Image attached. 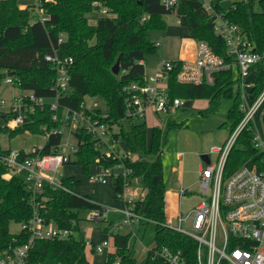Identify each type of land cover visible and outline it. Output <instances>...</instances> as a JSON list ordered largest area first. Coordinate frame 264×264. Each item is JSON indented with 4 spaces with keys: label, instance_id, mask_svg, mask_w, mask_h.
<instances>
[{
    "label": "trees",
    "instance_id": "obj_1",
    "mask_svg": "<svg viewBox=\"0 0 264 264\" xmlns=\"http://www.w3.org/2000/svg\"><path fill=\"white\" fill-rule=\"evenodd\" d=\"M93 1L55 0L45 3L43 8L49 19L42 22L35 18L33 6L20 8L18 0H0V85L4 78L11 76L19 89L29 90L38 97L54 98L56 71L45 56L71 57L67 86L58 97V104L61 108L78 109L86 95L100 101L101 105L90 109L89 113L110 127L115 125L117 132L113 136L135 158H104L94 146L95 139L85 131L75 129L71 130V136L78 143V151L69 164L81 166L86 176L91 173L93 165L111 168L121 162L130 168V178L139 179L143 193L142 199L135 201L133 206L134 211L145 218L140 223L154 224V238L158 243L182 247L186 239L164 226L167 193L161 160L164 136L158 126H152L148 133L146 121L134 123L133 118L126 116L127 93L124 88L143 82L144 58L156 51L155 42L147 38L148 33L166 30L163 18L166 14L175 13L179 24L186 29V37L207 42L216 54L231 58L228 47L215 33L213 18L196 0L182 1L175 11L164 8L159 0H96L106 8V14L91 25L87 15L94 8L98 9L92 5ZM235 5V9L226 12L227 17L240 26L255 51H261L264 47V0H237ZM117 60L118 72L114 74L111 67ZM236 73L235 68L216 73L212 84H182L175 80L173 73L168 83L169 92L171 97L206 99L208 105L202 113L217 109L223 99L230 100L227 122L221 124L227 123L230 134L243 116L239 109L240 91L236 85L234 87ZM263 89L264 62L254 67L252 98ZM51 114L48 105L33 112L27 111L22 124L13 128L0 125V135L7 134L11 138L26 131L48 134L37 152L40 155L52 153L63 134L62 123L53 121ZM8 117L1 115L0 118L5 121ZM124 120L129 123L128 127L124 126ZM178 125L168 123V126ZM257 126L261 127V124L257 123ZM9 151L10 148H3L0 143V251L15 244L13 238L16 244L27 242L29 235L26 232H11L9 227L11 223L27 221L36 211L47 222L68 228L71 234L65 239L34 240L27 264H91L86 251L94 252L93 247L87 246L84 238L74 237L73 233L79 231V213L97 209L100 203L92 201L89 194H78L75 187L80 181L73 176L62 177L61 187L46 184L41 191L34 193L19 176H6L7 169L1 157ZM245 165L264 172V153L253 146L252 133L247 126L241 130L228 153L224 177ZM113 185L116 195L123 191L121 177H115ZM128 239L127 234L112 236L117 250L108 255L106 264L116 258L120 264H135L132 252L127 249ZM187 255L192 257L191 252Z\"/></svg>",
    "mask_w": 264,
    "mask_h": 264
},
{
    "label": "built area",
    "instance_id": "obj_2",
    "mask_svg": "<svg viewBox=\"0 0 264 264\" xmlns=\"http://www.w3.org/2000/svg\"><path fill=\"white\" fill-rule=\"evenodd\" d=\"M182 1L184 0H159L164 8L172 11H175ZM196 1L200 3L201 9L213 18L214 31L225 42L231 58L216 54L203 40L187 37L190 42L186 45L184 55L179 52L175 59L160 61L152 75L146 77L143 74L141 84L124 88L127 93L125 114L130 118L141 119L145 118L147 112L154 115L179 108L182 98L171 97L169 92L168 83L173 73L175 80L182 84H212L216 73L235 68L236 87L240 91L239 109L243 116L221 146L210 148V152L216 154L214 161L209 159V163L199 164L200 200L182 212L179 206L186 189H181L173 193L175 202L173 209H170L171 214L168 215L169 212L165 210L164 226L186 239L182 247L156 241L154 247L146 249L142 264H264V172L245 165L228 177L223 175L228 153L244 127L247 126L251 130L253 146L264 153V89L257 97L252 98L250 89L253 80L247 79L250 74L254 77L255 65L264 62V47L261 51H255L240 26L227 17L226 12L235 9L237 0ZM30 2L35 11V18L42 22L49 19L43 5L55 0ZM92 5L106 14V8L98 1H93ZM154 44L156 47L160 45L159 42ZM45 59L56 71L53 83L56 96L38 97L29 90L20 89V93L14 95L8 105L4 100H0V107L5 108L11 119V122L5 121V125L9 128L18 126L24 122L25 112H33L36 108L42 109L48 105L52 111L51 119L60 121L62 128H68L70 134L71 130L81 129L95 139L94 146L102 157L112 160L131 158L120 146L119 140L113 136L115 132L112 127L93 118L89 113L90 109L84 104L78 109L61 108L58 104V97L67 86V71L72 58L53 54L46 55ZM3 81L15 85V79L11 76H7ZM257 123L261 124V127H258ZM37 149H10L3 155L1 160L7 169L6 176H18L20 172H25L23 180L34 193L41 191L46 184L53 188L61 187L60 180H55V174L58 168L69 163L78 151L77 141L73 138L72 141L62 143L61 140L54 152L44 155H40ZM114 167H118L119 171L113 173L112 167H97L95 172L91 171L88 175V180L92 184H104L110 176L121 177L123 191L117 196L125 198V191L131 185L132 170L121 162ZM128 195L126 207L120 210L124 215L122 222L131 224L135 220H144L133 207L135 201L143 197L140 188L130 190ZM88 215L90 219L105 220L106 207L100 204L99 208L89 211ZM19 225V231L26 232L29 239L27 242L16 244V239L13 238L15 244H9L0 251V264H27L28 252L34 240L65 239L71 234L68 228H60L47 222L36 211ZM106 228L110 234L109 239H102L98 243L85 239V243L92 246L93 251L97 253L111 248L116 253L117 248L112 242V236L117 234V229L111 225ZM186 251L191 252V258ZM109 264H120V260L116 258Z\"/></svg>",
    "mask_w": 264,
    "mask_h": 264
},
{
    "label": "rangeland",
    "instance_id": "obj_3",
    "mask_svg": "<svg viewBox=\"0 0 264 264\" xmlns=\"http://www.w3.org/2000/svg\"><path fill=\"white\" fill-rule=\"evenodd\" d=\"M31 0H18V6L25 8L30 6ZM228 1L226 2V5ZM105 13L101 9H93L87 15L88 23L94 25L97 19ZM166 30L151 31L148 33V40L159 42L156 51L152 54H147L144 58V75L150 76L154 73L156 66L160 61L166 59H175L180 55L185 54L186 45L190 40L186 41V29L179 24L175 13L164 15ZM247 79L253 80V74H250ZM236 84H234L235 87ZM20 89L11 83L1 82L0 85V100H4L8 105L14 95H18ZM83 104L88 109H93L95 106H100V101L94 100L86 95L83 98ZM208 105L206 99H182V104L179 108L170 110L169 112H161L152 114L147 112L145 118H133L132 122L138 123L146 121L148 133L151 127L156 125L162 131L164 136L161 160L163 166V181L166 190L172 193H177L181 189H186L185 196L181 199L180 210L184 212L190 205L200 200L199 191V175L197 171L198 164L202 162L201 155L206 154L210 161H214L216 154L210 152L212 146H221L229 135V127L221 125L227 122V110L231 105V101L223 99L219 107L208 113H202ZM5 108L0 107V117L9 116L5 121L11 122L10 115L5 112ZM7 114V115H5ZM0 118V125L6 122ZM179 124L177 127L168 126L169 122ZM5 122V123H4ZM124 126L128 127L129 123L124 120ZM7 126V125H6ZM9 128V127H8ZM113 132H117V127L112 126ZM62 143L72 141V136L68 128H62ZM46 134H34L26 131L15 137L9 138L7 134L0 135V143L3 147L21 148L30 150L32 147L39 148L45 142ZM121 144V143H119ZM122 145V144H121ZM131 158H135L131 155ZM113 168V167H112ZM97 168L92 167V172ZM113 173L118 172V169L112 170ZM71 175L80 181L76 192L80 195L89 194L91 200L100 202L106 207L105 220L99 218L90 219L87 211H81L79 216V231L74 232L73 236L84 238L93 243L101 242L102 239H109L107 228L109 223L114 226L118 234H127L129 236L127 249H129L135 258V264H142L145 260L146 249L154 247V224L152 222L140 223L135 220L131 224H124L122 219L124 215L120 211L126 207V201L129 198L128 192L139 189V179H130V186L125 191V198H119L115 194L112 185V178L108 177L105 184H96L94 187L88 180L79 165L64 164L60 166L55 174V180L59 181L62 177ZM20 178H25V172H20ZM92 190L95 193L92 194ZM168 215L171 214L170 206H165ZM171 209V208H170ZM106 228V230H105ZM11 232L20 230L19 223H11L9 227ZM86 251V256L91 264H105L106 253Z\"/></svg>",
    "mask_w": 264,
    "mask_h": 264
},
{
    "label": "crops",
    "instance_id": "obj_4",
    "mask_svg": "<svg viewBox=\"0 0 264 264\" xmlns=\"http://www.w3.org/2000/svg\"><path fill=\"white\" fill-rule=\"evenodd\" d=\"M143 63H144V61H143ZM3 147V146H2ZM3 148H10V149H21V148H12V147H3ZM24 150V149H23ZM201 163V162H200ZM199 163V164H200ZM199 164H198V167H197V171H198V168H199ZM93 166H95L96 168H97V166L96 165H93ZM92 166V167H93ZM81 167V166H80ZM92 167H91V171H92ZM115 169H119L118 167H113V170H115ZM199 175V174H198ZM68 176H71V175H68ZM86 176V175H85ZM114 176V175H113ZM113 176H110L111 178H112V185H113V179H114V177ZM87 177V176H86ZM91 183V182H90ZM105 184V183H104ZM103 185V184H102ZM93 186L95 187L96 186V184H93ZM78 187V186H77ZM77 187H75V188H77ZM113 187H114V185H113ZM114 190H115V187H114ZM94 193H95V190H94ZM115 194H116V192H115ZM117 196V195H116ZM174 202H175V195L172 193V192H170V194H168V192L166 193V205H168V206H170V208H172L173 209V204H174ZM100 203V202H99ZM101 204V203H100ZM170 208H169V210H170ZM109 225H110V223H109ZM106 230V229H105ZM104 239V238H103ZM112 249V250H111ZM110 250H106L107 252V255H106V260H107V257H108V255H111V254H113L114 253V250H113V248H111ZM106 260H105V264H106Z\"/></svg>",
    "mask_w": 264,
    "mask_h": 264
},
{
    "label": "water",
    "instance_id": "obj_5",
    "mask_svg": "<svg viewBox=\"0 0 264 264\" xmlns=\"http://www.w3.org/2000/svg\"><path fill=\"white\" fill-rule=\"evenodd\" d=\"M118 66H119V61L117 60L115 64L111 67V72L116 74L118 72ZM201 159H202V162L206 164L209 163V158L206 154L201 155Z\"/></svg>",
    "mask_w": 264,
    "mask_h": 264
}]
</instances>
